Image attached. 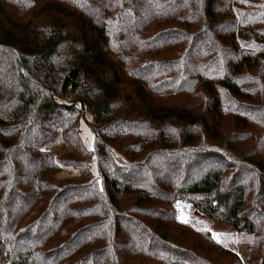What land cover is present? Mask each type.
Listing matches in <instances>:
<instances>
[{
	"label": "trees",
	"instance_id": "trees-1",
	"mask_svg": "<svg viewBox=\"0 0 264 264\" xmlns=\"http://www.w3.org/2000/svg\"><path fill=\"white\" fill-rule=\"evenodd\" d=\"M0 264H264V0H0Z\"/></svg>",
	"mask_w": 264,
	"mask_h": 264
},
{
	"label": "rangeland",
	"instance_id": "rangeland-1",
	"mask_svg": "<svg viewBox=\"0 0 264 264\" xmlns=\"http://www.w3.org/2000/svg\"><path fill=\"white\" fill-rule=\"evenodd\" d=\"M86 121L82 124L83 140L87 148H94V133L89 128V123L93 122V117L86 114ZM60 151V147L57 148ZM94 172H96L95 165H93ZM78 170L74 168L64 167L61 177H76ZM177 208L179 211V219L187 221L194 227L201 228L208 231L215 237L217 243L224 248L229 249L239 255L244 263L247 262L250 244L245 235L237 233L234 228L226 223L209 218L205 215L197 214L194 207L182 200L177 201Z\"/></svg>",
	"mask_w": 264,
	"mask_h": 264
},
{
	"label": "snow or ice",
	"instance_id": "snow-or-ice-1",
	"mask_svg": "<svg viewBox=\"0 0 264 264\" xmlns=\"http://www.w3.org/2000/svg\"><path fill=\"white\" fill-rule=\"evenodd\" d=\"M181 222L187 223V221L183 220V218H181ZM214 239H215V237H214ZM217 242H219V241H217Z\"/></svg>",
	"mask_w": 264,
	"mask_h": 264
}]
</instances>
